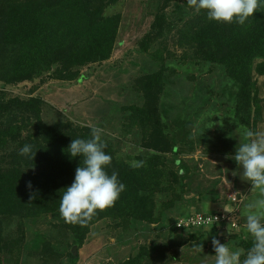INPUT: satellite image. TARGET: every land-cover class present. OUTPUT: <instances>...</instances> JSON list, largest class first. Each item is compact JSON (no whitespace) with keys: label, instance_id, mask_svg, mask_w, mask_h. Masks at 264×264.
<instances>
[{"label":"rangeland","instance_id":"obj_1","mask_svg":"<svg viewBox=\"0 0 264 264\" xmlns=\"http://www.w3.org/2000/svg\"><path fill=\"white\" fill-rule=\"evenodd\" d=\"M105 10L121 14L118 39L111 57L81 69L86 78L67 81L46 71L15 84L0 80V91L7 98L41 97L42 116L49 125L101 129V138L131 162L144 152V128L132 120L129 110L146 102L139 78L163 70L155 108L178 145L180 153L168 157L185 175L183 200L175 211L166 208L167 196L152 200L156 215L161 210L167 213L158 222L120 214L101 218L76 247V258L71 255L74 235L60 213L23 222L20 217L5 219L0 264H120L143 248L148 254L142 264H215L213 238L244 253L240 238L232 235L251 238L245 231V210L260 193L242 178L243 169L233 157L239 144L264 139V75L256 78L260 117L247 124L238 113V83L222 64L205 60L183 32L199 13L186 0H117ZM162 13L167 28L153 32ZM148 34L152 36L143 48ZM249 131L255 135L248 137ZM218 210L232 214L238 222L236 232L226 228L215 234L211 228L172 225L190 214Z\"/></svg>","mask_w":264,"mask_h":264},{"label":"trees","instance_id":"obj_2","mask_svg":"<svg viewBox=\"0 0 264 264\" xmlns=\"http://www.w3.org/2000/svg\"><path fill=\"white\" fill-rule=\"evenodd\" d=\"M116 1L0 0V80L15 84L46 71L67 81L86 78L88 74L81 69L108 59L115 49L121 14H108L105 9ZM164 22V13L159 14L151 30L162 33L167 28ZM183 32L205 60L222 64L226 74L238 83V113L245 123L257 121L260 99L256 78L264 75V6L243 25L211 21L201 10ZM151 36L147 35L143 48ZM162 71L139 78L146 102L129 108L132 120L144 128V152L133 161H126L118 156L112 142L101 138L107 145L105 151L112 156L107 171L117 172L126 188L112 206L98 210L85 225L63 219V225L74 235V258L78 256L76 247L83 245L91 226L101 218L120 214L158 222L167 213L161 210L156 215L150 205L152 200L167 196L165 206L171 211L177 210L183 200L185 175L168 157L180 153L178 145L155 108ZM43 105L41 97L7 98L0 91V254L5 246V219L20 217L23 222L25 218L60 213L63 190L72 184L81 164L80 157L72 158L65 150L75 138H91V126L47 124L42 116ZM25 144L33 145L37 151L34 158L19 155ZM172 225L176 227V222ZM211 231L220 232L216 226ZM232 236L240 238L239 244L246 254L252 239L236 233ZM147 254L143 248L120 264H142Z\"/></svg>","mask_w":264,"mask_h":264},{"label":"clouds","instance_id":"obj_3","mask_svg":"<svg viewBox=\"0 0 264 264\" xmlns=\"http://www.w3.org/2000/svg\"><path fill=\"white\" fill-rule=\"evenodd\" d=\"M196 12L206 11L207 18L220 23L245 24L261 6L264 0H186ZM248 137L255 134L247 133ZM102 130L92 128L91 138H75L65 150L72 157H80L72 184L63 190L60 198V215L71 224H87L97 211L112 206L125 190L126 185L119 180V174L108 173L112 156L105 151ZM37 151L31 144H25L19 155L34 158ZM242 167V178L251 183V189L259 190L260 197L246 205L245 231L252 239V246L246 254L222 244L213 238L215 264H264V139H252L241 143L233 157ZM139 166V165H133ZM31 188V183H29ZM203 248L202 245H194ZM244 257L241 259V257Z\"/></svg>","mask_w":264,"mask_h":264},{"label":"built area","instance_id":"obj_4","mask_svg":"<svg viewBox=\"0 0 264 264\" xmlns=\"http://www.w3.org/2000/svg\"><path fill=\"white\" fill-rule=\"evenodd\" d=\"M237 199V198H236ZM178 228L191 229L196 227L213 228L219 230L238 228V222L228 211L218 210L216 212H197L178 219Z\"/></svg>","mask_w":264,"mask_h":264}]
</instances>
